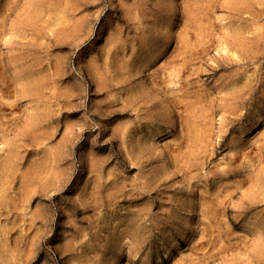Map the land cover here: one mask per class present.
<instances>
[{"label":"rangeland","instance_id":"1","mask_svg":"<svg viewBox=\"0 0 264 264\" xmlns=\"http://www.w3.org/2000/svg\"><path fill=\"white\" fill-rule=\"evenodd\" d=\"M0 264H264V0H0Z\"/></svg>","mask_w":264,"mask_h":264}]
</instances>
